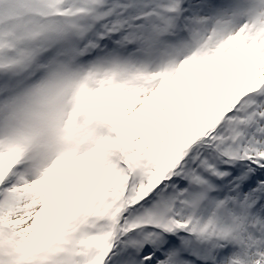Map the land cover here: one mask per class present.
Returning a JSON list of instances; mask_svg holds the SVG:
<instances>
[{"label":"snow or ice","instance_id":"snow-or-ice-1","mask_svg":"<svg viewBox=\"0 0 264 264\" xmlns=\"http://www.w3.org/2000/svg\"><path fill=\"white\" fill-rule=\"evenodd\" d=\"M0 264H264V0H0Z\"/></svg>","mask_w":264,"mask_h":264}]
</instances>
